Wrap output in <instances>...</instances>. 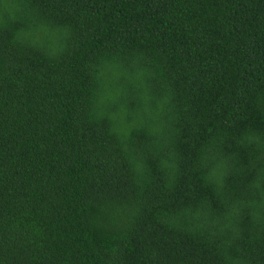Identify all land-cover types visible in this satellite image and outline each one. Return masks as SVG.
I'll use <instances>...</instances> for the list:
<instances>
[{"label":"trees","instance_id":"16d2710c","mask_svg":"<svg viewBox=\"0 0 264 264\" xmlns=\"http://www.w3.org/2000/svg\"><path fill=\"white\" fill-rule=\"evenodd\" d=\"M0 264H264V0H0Z\"/></svg>","mask_w":264,"mask_h":264}]
</instances>
